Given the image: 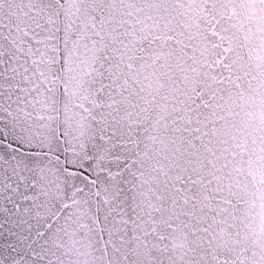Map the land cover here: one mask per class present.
Here are the masks:
<instances>
[{
	"label": "snow or ice",
	"instance_id": "obj_1",
	"mask_svg": "<svg viewBox=\"0 0 264 264\" xmlns=\"http://www.w3.org/2000/svg\"><path fill=\"white\" fill-rule=\"evenodd\" d=\"M0 264H264V0H0Z\"/></svg>",
	"mask_w": 264,
	"mask_h": 264
}]
</instances>
